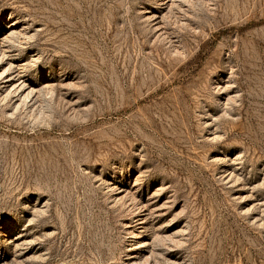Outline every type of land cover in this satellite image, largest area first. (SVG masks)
Listing matches in <instances>:
<instances>
[{
    "label": "rangeland",
    "instance_id": "rangeland-1",
    "mask_svg": "<svg viewBox=\"0 0 264 264\" xmlns=\"http://www.w3.org/2000/svg\"><path fill=\"white\" fill-rule=\"evenodd\" d=\"M0 264H264V0H0Z\"/></svg>",
    "mask_w": 264,
    "mask_h": 264
}]
</instances>
